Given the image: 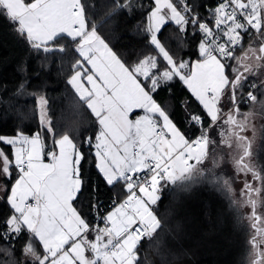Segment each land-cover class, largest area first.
<instances>
[{"label": "snow or ice", "instance_id": "obj_1", "mask_svg": "<svg viewBox=\"0 0 264 264\" xmlns=\"http://www.w3.org/2000/svg\"><path fill=\"white\" fill-rule=\"evenodd\" d=\"M131 7L130 0H114L110 15ZM141 7L148 9L146 47L155 55L129 62L89 19L94 6L88 0H0V17L34 51L72 58L67 84L99 124L94 136H83L78 143L53 128L48 100L39 95L41 126L53 136V148H59L46 153L50 162L42 159L40 131L0 135V145L8 149L0 148V201L10 207V215L0 219V241L10 246L0 247L7 264H18L12 241L23 236L22 264H141L142 240L161 228L154 206L163 188L220 168L225 156H231L235 172L245 177L241 199L232 203L251 208L250 264H264V213L258 211L264 203V168L252 163L253 141L243 135L252 127L253 113L240 111L243 103H257L253 91L244 94L249 75H264V0H219L209 9L211 19L199 14L194 0H150ZM168 21L182 34L174 37L180 48L183 34L191 30L193 42L198 40L197 59L184 60L161 41ZM246 36L249 45L237 56ZM173 80L198 102L197 114L186 110L184 116L199 132L194 138L155 98ZM247 86L256 88L254 83ZM188 104L181 102V107ZM137 109L143 115L136 116ZM85 145L87 150H81ZM85 164L106 185L121 184L111 210L101 211ZM235 179L215 176L212 182L232 198ZM81 197L94 215L78 210Z\"/></svg>", "mask_w": 264, "mask_h": 264}, {"label": "trees", "instance_id": "obj_2", "mask_svg": "<svg viewBox=\"0 0 264 264\" xmlns=\"http://www.w3.org/2000/svg\"><path fill=\"white\" fill-rule=\"evenodd\" d=\"M88 2L94 6L88 13L89 19L98 25V32L123 59L132 62L138 56L142 58L143 55H155L146 47L147 40L143 33V27L147 24L148 9L142 8L141 5H148L150 0H130V9L125 8L111 15L114 0ZM127 2L129 0H120V3ZM194 2L198 5L196 10L202 17L211 18L209 9H212L215 0ZM181 35L178 26L168 22L160 38L176 56L184 60L197 59L194 53L197 51L195 43H198V40L193 42V33L189 30L183 34L184 47L180 48L174 37ZM248 41L246 36L243 48ZM60 43L64 44L66 41L61 40ZM242 49L238 48L236 52ZM71 63L72 58L67 54L34 51L15 34L9 23L0 17V135L13 136L18 132L32 135L40 131L45 145L44 158H48L47 152L57 150V147L53 148V136L45 132L40 123V110L37 106L39 95H44L48 100V117L58 133L67 132L77 138L79 143L83 136H94L99 131V124L90 110L79 102L74 90L67 84ZM261 81L264 79L247 82L244 92L248 89L247 85H257V103H243L240 111L253 113L252 127L249 128L251 131L245 136L253 141L252 163L264 168V104L260 103L264 101V88L260 87ZM21 84L24 85L23 89L20 88ZM155 98L182 130H188L189 136L194 138L199 134L184 119L186 110L197 114L195 110L199 107L186 86L178 80L170 81L158 90ZM184 101H189L187 109L181 107V102ZM55 138L58 139L59 135ZM0 148L8 150L4 145H0ZM81 150H87V146H82ZM230 164L229 156H225L220 168L211 172L205 170L203 175L195 177L192 181L168 184L163 188L161 198L154 206V211L161 221V228L151 239L142 240L139 247L141 264H250L251 245L248 241L251 232L241 249L240 244H237L238 233L233 215L237 206L232 203L234 197L230 198L212 182L215 176L230 175L236 177L232 185L236 186L239 174ZM85 168L88 170L93 190L98 191L103 208L107 207L113 199L118 198L121 184L115 187L106 185L98 179L95 168L88 164H85ZM207 168H211V164H208ZM77 207L86 214L94 215L88 208V200L83 197ZM261 209L264 211V203ZM8 215L10 207L0 201V219ZM26 242L27 236L12 241V258L16 259L18 264H22L20 250ZM0 247L10 246L0 241ZM0 260L7 264L8 258L0 253ZM27 264H30V261Z\"/></svg>", "mask_w": 264, "mask_h": 264}, {"label": "rangeland", "instance_id": "obj_3", "mask_svg": "<svg viewBox=\"0 0 264 264\" xmlns=\"http://www.w3.org/2000/svg\"><path fill=\"white\" fill-rule=\"evenodd\" d=\"M247 46H245L244 48L247 49ZM255 46L257 47L256 43H255ZM260 76H261L260 72H257L255 75H249V78H251V80H256V79H259ZM250 131L251 130H249V128H248L243 133V135H247ZM5 136H12V135H5ZM57 150L59 151L58 147H57ZM70 151H71V149H70ZM42 156H43V159L46 160V162H50V158L49 157L45 159L43 153H42ZM229 159L231 160V156H229ZM230 167H232V162L230 164ZM244 179H245V177H243L242 174H239L238 184L236 186H232L234 191H235L234 199H236V200H240L241 199L239 194H240L241 188H243L242 181ZM248 179H251V178L248 177ZM263 197L264 196L262 195V200H263ZM258 211L264 213V211H262V209H261V206L258 209ZM250 213H251V208L247 207V206H239V205H237L236 208L233 210L234 222H235V226L237 228V233H238V235H237V244H240V248L241 249L243 247V244H244L245 240L249 237L250 232L252 234V232L254 231V230H252L250 228V221L247 219V216L250 215ZM262 247H264V246H262ZM249 251L251 253V251H252V247L251 246L249 247Z\"/></svg>", "mask_w": 264, "mask_h": 264}, {"label": "crops", "instance_id": "obj_4", "mask_svg": "<svg viewBox=\"0 0 264 264\" xmlns=\"http://www.w3.org/2000/svg\"><path fill=\"white\" fill-rule=\"evenodd\" d=\"M168 22H172V21H168ZM168 22H167V23H168ZM173 23H174V22H173ZM255 43L257 44V48H258V47H259V42H258V41H253V46H254V47H256V46H255ZM247 45H249V41L247 42ZM247 45H246V46H247ZM247 47H248V46H247ZM244 49H245V48H244ZM244 49H243V50H244ZM243 50H241V51H239V52H236V55H237V56L241 55ZM234 63H235V62H234ZM260 79H264V75H261V76L259 77L258 80H260ZM249 80H251V78H248V81H249ZM248 81H247V82H248ZM134 112H135V115H136V116L143 115V110H139V109H137V110H134ZM132 118H135V117H132ZM56 151H57V153L59 152L58 150H56ZM42 159H43V156H42ZM43 162H44V163H49V162H46V160H44V159H43Z\"/></svg>", "mask_w": 264, "mask_h": 264}, {"label": "built area", "instance_id": "obj_5", "mask_svg": "<svg viewBox=\"0 0 264 264\" xmlns=\"http://www.w3.org/2000/svg\"><path fill=\"white\" fill-rule=\"evenodd\" d=\"M218 2H219V0H215V3L213 4L212 9L217 6ZM206 19H211V18H206ZM253 34L255 35V33H253ZM256 88H257V85H256ZM256 88L252 89V88L248 87V89L244 92L245 96H246L247 91H253V94L256 95ZM122 198L123 197H121L120 199H122ZM114 201L118 202V198L116 197L115 199H113L112 202L107 207L101 209V211L106 212L107 210H111V206H112ZM101 226H103V225L101 224Z\"/></svg>", "mask_w": 264, "mask_h": 264}]
</instances>
